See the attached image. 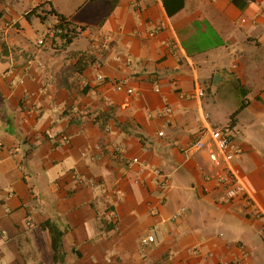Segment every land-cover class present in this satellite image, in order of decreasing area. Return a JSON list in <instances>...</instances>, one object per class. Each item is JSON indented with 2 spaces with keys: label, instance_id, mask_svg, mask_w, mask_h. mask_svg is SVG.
Masks as SVG:
<instances>
[{
  "label": "crops",
  "instance_id": "0c3cea01",
  "mask_svg": "<svg viewBox=\"0 0 264 264\" xmlns=\"http://www.w3.org/2000/svg\"><path fill=\"white\" fill-rule=\"evenodd\" d=\"M39 6L82 30L47 37ZM0 32V264H264L194 146L231 125L264 212V0H0Z\"/></svg>",
  "mask_w": 264,
  "mask_h": 264
},
{
  "label": "built area",
  "instance_id": "2783aa9c",
  "mask_svg": "<svg viewBox=\"0 0 264 264\" xmlns=\"http://www.w3.org/2000/svg\"><path fill=\"white\" fill-rule=\"evenodd\" d=\"M67 32V29L54 26L47 34L48 36H54L56 32ZM0 32V36H1ZM55 37V36H54ZM45 38L39 40L40 44H44ZM99 78H103L102 75ZM116 88L118 90L126 89L128 92H134L133 88H126L125 84L117 83ZM167 111L170 113L171 108H168ZM161 135L163 133H160ZM235 131L233 128H211L209 131L208 139H198L194 146L201 150H207L209 158L213 165L216 168L213 178L218 182L220 186L224 188L226 194V200L231 202L236 199L238 196L246 197L247 205L252 210V214L257 219H264V212L258 209L253 199L250 197L248 186L243 180L239 168L236 166V157L238 156L240 150L234 143ZM134 162L138 161V158L133 159ZM153 172L157 176H163V172L159 168L153 169ZM161 187L167 186L166 178L160 182ZM262 232L264 234V225L262 227ZM155 241L154 235H149L144 240V244L148 245ZM228 264H252L249 260L248 252L242 248V256L235 258L228 262Z\"/></svg>",
  "mask_w": 264,
  "mask_h": 264
},
{
  "label": "trees",
  "instance_id": "16d2710c",
  "mask_svg": "<svg viewBox=\"0 0 264 264\" xmlns=\"http://www.w3.org/2000/svg\"><path fill=\"white\" fill-rule=\"evenodd\" d=\"M43 6V5H42ZM34 9V11H38L39 15L42 17V19H46L48 15L55 16L58 19V23L56 24V27H61L63 29H67V32H56L55 35L59 36L60 39H62L65 42H72V40L77 37V35L80 33V30L78 26L74 25L72 22L68 21L64 15L56 12L53 8L47 9V10H41V7ZM232 128V126H228ZM43 227L45 229H48L50 233L52 234L53 239V248L55 251V257L58 259L61 256V253L63 252V235L64 231H62L55 223L51 221H47Z\"/></svg>",
  "mask_w": 264,
  "mask_h": 264
}]
</instances>
